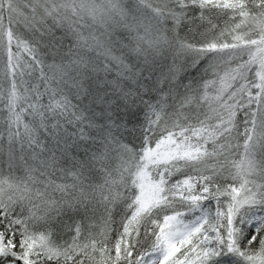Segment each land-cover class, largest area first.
Instances as JSON below:
<instances>
[{"label":"snow or ice","instance_id":"snow-or-ice-1","mask_svg":"<svg viewBox=\"0 0 264 264\" xmlns=\"http://www.w3.org/2000/svg\"><path fill=\"white\" fill-rule=\"evenodd\" d=\"M0 264H264V0H0Z\"/></svg>","mask_w":264,"mask_h":264}]
</instances>
